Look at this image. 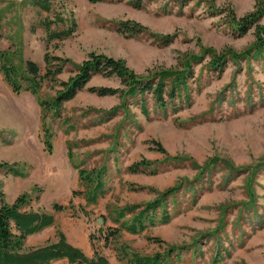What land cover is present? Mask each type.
I'll return each instance as SVG.
<instances>
[{
  "label": "rangeland",
  "instance_id": "1",
  "mask_svg": "<svg viewBox=\"0 0 264 264\" xmlns=\"http://www.w3.org/2000/svg\"><path fill=\"white\" fill-rule=\"evenodd\" d=\"M30 1L0 0L1 55L17 70L25 59L34 60L41 74L62 66L36 93L13 92L0 71V162H6L0 190L7 203L25 194L21 208L54 218L26 243L25 237L24 247L53 241L61 231L85 254L95 248L111 264L125 263L123 249L150 255L170 247L168 264H213L217 255L215 264H264V169L250 187L239 173L244 170L227 172L264 158V49L253 56L264 45V32L255 31L264 13L243 33L234 25L257 0H139L136 6L130 0H50L48 10ZM45 19L54 20V30L73 21L76 27L69 37L47 40ZM128 20L143 29L120 33L116 26ZM157 34L169 38L162 42ZM90 51L121 60L135 74L190 58L197 80H189L188 103L174 112L169 103L164 112L145 93L142 110L137 97L87 89L122 87L115 77L93 74L62 102L59 115L40 107L38 98L54 96ZM212 57L221 60L220 72L206 65ZM100 166L106 191L91 202L79 170ZM173 186L161 202L167 221L137 233L120 227L138 206ZM130 205L137 208L114 219ZM50 264L75 263L57 258Z\"/></svg>",
  "mask_w": 264,
  "mask_h": 264
},
{
  "label": "trees",
  "instance_id": "2",
  "mask_svg": "<svg viewBox=\"0 0 264 264\" xmlns=\"http://www.w3.org/2000/svg\"><path fill=\"white\" fill-rule=\"evenodd\" d=\"M89 1L94 2L100 0ZM30 2L43 10H48L50 7V0H31ZM130 3L136 6L139 5L140 2L139 0H130ZM262 12L264 13V0H257L256 9L241 16L237 19V22L234 23L239 30L238 32L243 33L246 28L253 26ZM52 21L54 20L45 19L42 23L44 36L47 40L66 38L74 32L76 27L75 21H73L70 26L54 30L49 27ZM116 29L125 35H135L139 33L143 27L137 22L128 20L119 22ZM255 31L264 32V25H262L260 29L256 28ZM157 36L162 38V42H165V39L168 40L169 38V34H164L162 36L157 34ZM256 48L253 56L261 53L260 51L264 49V45L260 43ZM239 55L240 53L234 54L235 57H239ZM188 59L190 58L184 57V59L176 62L173 66L163 68L156 66L155 70L151 71L152 74H149V72L145 74H135L132 69L125 66L121 60L104 53L90 51L86 54L85 58L74 65L76 70L75 73L70 75L66 80L60 82L62 87L56 91L54 96L48 99L38 98V104L44 110L51 108L59 115L62 102L70 99L76 92L82 90L93 74H100L105 77H115L122 87L88 86L87 89L94 90L97 94L101 95L121 92L130 97H137L135 102L139 103V107H141L142 110H145L143 106L145 103L144 94L148 93L153 98V103L156 107L161 108V110L165 112L166 105L170 103V109L174 112L179 109L183 103H188V99L190 98L189 80L191 83L197 80V76H195L193 70L189 68ZM206 65L210 67L209 69H215L217 72H220L222 69L221 60L218 57L210 58L206 62ZM61 66L62 65L55 66L53 70L47 67L41 74L34 60L25 59L23 67L17 70L12 64H6L0 52V71L4 80L11 86L15 93L19 92L21 89L36 93L43 79L55 81L54 75L56 72L60 71ZM176 99L177 102H175ZM41 117L43 118L42 115ZM158 147L159 149L161 148L160 145ZM263 160L264 158L259 161L257 160L252 166L249 164L238 168L228 166L227 172L230 173L233 169L236 171L244 170V172L239 173L246 176V185L250 187L254 175L264 169V164H262ZM5 163L6 162H0V166L5 165ZM132 165L134 164H131L130 167H132ZM7 168L9 172L14 175H22V172L13 166ZM79 174L81 180L88 186V191L85 192L86 199L95 202L97 197L104 194L106 191L104 187L105 181L103 180L106 174L105 167L100 166L97 169H92L90 173H86L81 169L79 170ZM174 189V186L170 187L162 192V196L146 202L143 207L138 206L139 208L133 214V217L128 222L123 221L120 223V227L128 232L137 233L156 221H167L171 216L164 206H161V202L165 195H169L170 191ZM25 203H27L25 194L24 197H18L13 203H7L0 190V264H50L52 260L57 258H65L67 262L75 264H111L107 257L100 251L95 250V248L90 255L85 254L80 247L67 241L65 235L61 231H58L57 237L53 241L25 248L24 239L28 234L37 232L51 225L54 221L51 213L40 209H33L32 207L21 208V205ZM53 207L58 209L60 206L54 203ZM134 207L135 205H130L122 208L117 212L114 219L117 220L120 215H123L124 210L132 211L137 208ZM157 207L159 209H157ZM156 210L159 212L155 213ZM114 230L116 229H112L110 232L115 233L116 231ZM110 232L108 233L111 234ZM123 250L124 253L122 256L125 259L124 264H168L167 257L173 252V248L171 247L165 254L155 252L150 255H140L134 251L127 253L125 249ZM173 254L174 257L178 256V253L175 254L174 252ZM219 259V255H217L216 258L214 257L212 259V261L214 260L213 264L219 261Z\"/></svg>",
  "mask_w": 264,
  "mask_h": 264
},
{
  "label": "crops",
  "instance_id": "3",
  "mask_svg": "<svg viewBox=\"0 0 264 264\" xmlns=\"http://www.w3.org/2000/svg\"><path fill=\"white\" fill-rule=\"evenodd\" d=\"M69 37V36H68ZM96 75V74H95ZM47 227V226H46ZM45 228V227H44ZM42 230V229H41ZM41 230H39V231H41ZM39 231H37V232H39ZM37 232H34V233H31V234H28L27 236H26V239H25V243H26V240L30 237V236H32V235H34L35 233H37ZM59 259H65V258H59Z\"/></svg>",
  "mask_w": 264,
  "mask_h": 264
},
{
  "label": "water",
  "instance_id": "4",
  "mask_svg": "<svg viewBox=\"0 0 264 264\" xmlns=\"http://www.w3.org/2000/svg\"><path fill=\"white\" fill-rule=\"evenodd\" d=\"M97 222H101L100 218H98Z\"/></svg>",
  "mask_w": 264,
  "mask_h": 264
}]
</instances>
